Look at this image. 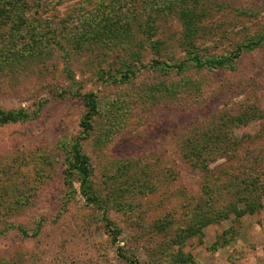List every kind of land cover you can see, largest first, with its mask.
I'll list each match as a JSON object with an SVG mask.
<instances>
[{
    "label": "rangeland",
    "instance_id": "1",
    "mask_svg": "<svg viewBox=\"0 0 264 264\" xmlns=\"http://www.w3.org/2000/svg\"><path fill=\"white\" fill-rule=\"evenodd\" d=\"M102 1L109 11L119 0H86L83 17H96ZM125 1L129 11L119 10L118 15L122 23L129 22L132 42L97 48L96 58L74 53L82 58L80 63L77 57L67 63L54 54L0 80V109L29 115L0 126V264L3 259L48 264V252L59 250L68 264H182L172 258L177 253L191 257L185 264H264V211L237 223L231 217L213 223L172 245L178 230L192 223L182 195L198 196L206 176H221L222 183V168L229 166L225 156L213 152L210 173L194 170L181 155L186 137L207 131L225 137L230 149L240 140L241 155L246 149L258 153L252 155L255 162L264 157V44L234 57L240 45L264 34V0H188L186 7L195 4L197 13L213 5L203 12L201 33L189 38L180 10L166 9V0H145L137 8L133 0ZM83 2L66 0L50 13L76 14ZM224 2L232 9L222 7ZM240 6L251 12L238 13L234 8ZM194 46L199 51L188 55ZM134 53L147 63L184 61L191 66L196 55L202 60L228 57L230 63L202 72L188 68L181 74L143 70L123 85L99 78L97 68L114 67ZM67 66L77 81L73 86ZM187 78L201 90L180 91V82ZM64 89L71 91L58 96ZM89 92L96 93L101 115L87 140L80 142L92 168L88 191L99 196L102 207L108 206L106 214L102 207L87 204L81 179L68 161L74 142L83 136L87 109L81 95ZM244 116H251L250 121L237 125ZM167 215L177 219L176 228L160 231L156 224ZM233 229L235 237L230 236ZM227 237H232L230 245Z\"/></svg>",
    "mask_w": 264,
    "mask_h": 264
},
{
    "label": "trees",
    "instance_id": "2",
    "mask_svg": "<svg viewBox=\"0 0 264 264\" xmlns=\"http://www.w3.org/2000/svg\"><path fill=\"white\" fill-rule=\"evenodd\" d=\"M65 1L66 0H0V80H5L6 77L9 76L8 74L15 71L18 67L20 69H30L35 62L42 61L41 59L46 57L49 58L54 54H60L67 63H72L74 57H77L76 62L80 63L82 58L74 56V53H78V55L81 56L84 52H87L90 57L96 58L99 56L97 48L113 47L131 40L129 37V35H131V26L129 22L126 20V22L122 23L120 18L121 15H118L119 10L121 11L124 9L127 12L129 11L125 0H119L115 6L111 5L109 11H105L108 8V4L103 3V1L102 3L99 2L103 10L98 11L99 14L97 13L96 17L93 15L90 20L84 18L81 14V11L84 9L83 4H87L85 3L86 0L78 5L77 13L75 14L74 11L73 14L68 15L69 17H58L50 13L62 6ZM218 1L219 0H211L210 2L214 4ZM133 2H135L134 4L137 8L138 3L143 5L147 4L146 2L148 1L133 0ZM166 2L168 3L166 9L169 11L172 9L180 10V22L183 24L184 36L186 38L194 37L201 33L203 29V19L206 17L203 12L207 10L208 13L210 7H213V5L210 4L206 10L197 13V8L194 6L197 2H200L199 0H194L195 4L193 9L186 7L188 0H166ZM156 3L157 1H154V8ZM222 7L232 9V6L225 2L222 3ZM222 7L220 9H222ZM234 9L244 16L251 12V8H241V6ZM159 12H162V9ZM135 17L136 15H133V19ZM147 19L151 18L149 17ZM154 20L155 19H153V21ZM151 34L154 36L155 32ZM156 44L157 42H155L154 45L151 43V46L155 48ZM263 44L264 34H260L255 39L248 40L246 45H240L234 57L239 58L244 49H249L251 51ZM198 51L199 50L194 46L188 51V55H195ZM131 56V60H129V58H123L119 64L114 67L103 69L101 66L97 68L99 78L105 83L110 82L114 85H123L143 70L153 69L157 72L156 69L160 68V70L164 72V75L170 72L181 74L188 68L197 70V72H202L205 69L216 70L219 67H226L228 63H230L228 57L202 60L196 55L194 58H191L192 62L195 64L186 66L184 61L169 64L152 60L147 63L143 62L139 57L140 55L137 53ZM96 61L99 65H102L103 60L101 58H98ZM65 70L70 78L71 86L75 85L77 81L74 79L71 66H67ZM180 84L182 86L176 84L180 91L181 88L192 93L195 92V90H201V88H197L201 85L195 83L191 79L188 80V78L184 79ZM70 91V89H64L63 92H58V96L61 95L64 97ZM73 94L78 95L79 93L75 91ZM81 97L84 98L85 107L87 109L81 122V134L83 136L80 137V140L74 142L68 161L70 160V169L73 174L76 173L81 179L82 194L87 204H94L101 208L102 205L100 204L101 199L99 196L92 192L91 189L88 191L92 168L89 158L82 152V145L80 142L87 140L90 132L94 129L95 119L101 115L99 112L100 104L95 92L83 94ZM249 117L251 116L238 118L236 121L237 125L248 123L250 121L248 120L250 119ZM26 119H29V115L26 114L25 110L5 111L0 109V126L8 123L25 121ZM239 144L240 140H235L230 149V147H227L228 145L225 137L221 139L215 135H210L207 131H203L201 134H190V136L183 140L181 144V146H183L181 152L182 158L187 159V162L191 163V167L194 170L201 167L207 174L210 173L208 161L209 159H213L210 156L213 152L217 154V157L220 155L225 156L229 166L222 168L226 169L224 171L225 180L222 181V183H220L221 176H206L205 181L203 180L201 183V191L198 196L188 197L182 195L184 202L183 207L188 209V217L191 219L192 223L178 230V234L175 235L172 245L187 240L213 223H219L222 220L230 219V217L237 223L247 214H255L264 211V157L255 162L257 158H254L252 155L258 153L252 154L248 149H246L245 154L241 155V147ZM102 209L105 214L108 213L109 208L107 205L103 206ZM106 220L108 221L107 218ZM158 223L156 227L160 231H164L166 228L173 231V228H176L177 219L173 218V215H167L163 218L162 222ZM10 227H12V225H10ZM17 228L23 233L25 232L23 228L19 226ZM230 232V236H236V229ZM231 241L232 237H227L226 244L230 245ZM166 251L169 252L168 247ZM48 254L50 257V259H48L46 256L48 264H68L64 256L65 253L62 252V250L54 253L50 251ZM180 254L181 253H177L175 256H172L175 262L185 264L192 261L190 256L184 257ZM1 263L15 264L6 259L1 260ZM72 263L73 261L70 264ZM157 263L158 262H156V264ZM36 264L44 263H40L39 261V263Z\"/></svg>",
    "mask_w": 264,
    "mask_h": 264
}]
</instances>
